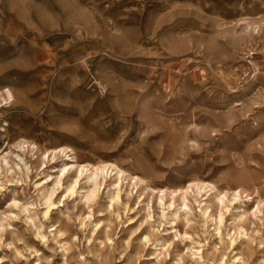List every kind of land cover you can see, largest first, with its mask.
Segmentation results:
<instances>
[{
  "label": "rangeland",
  "instance_id": "rangeland-1",
  "mask_svg": "<svg viewBox=\"0 0 264 264\" xmlns=\"http://www.w3.org/2000/svg\"><path fill=\"white\" fill-rule=\"evenodd\" d=\"M4 87L0 264H264V0H0ZM62 147L143 181L89 202Z\"/></svg>",
  "mask_w": 264,
  "mask_h": 264
},
{
  "label": "bare ground",
  "instance_id": "bare-ground-1",
  "mask_svg": "<svg viewBox=\"0 0 264 264\" xmlns=\"http://www.w3.org/2000/svg\"><path fill=\"white\" fill-rule=\"evenodd\" d=\"M95 80H96L97 84L102 86L100 79L95 78ZM112 80H113V78H112ZM169 91H170V89H169ZM14 99H15V96H14V93L12 92L11 89H9L8 87H4L3 89H1L0 90V109H2L4 106H10L11 103L14 101ZM25 143H26V141L22 142L21 147H25ZM33 147H35V146H33ZM37 147L38 146H36V148ZM70 151H71V153H68ZM60 153L65 155L67 157V159L70 161L64 162L63 166L60 168L59 174L57 176V183H61L64 176L73 172L74 178L72 180V183L67 187L66 190L70 193H74L75 191H78V190H76V188H77V186H79L78 184L80 183V179L84 178L86 180V183H87V188L84 189V191H83L84 197L89 202H91V201L94 202L95 198L99 194V191L102 187H105V188L106 187H109V188L113 187L110 199L113 202H119L122 198L121 192H122V183L124 180H128V181L130 180V183L134 184L135 186H137L141 181H143L138 176L130 175L128 172H126L124 169H122L120 166H118L116 163H113V162H109V161L106 162L105 161V162H101V163L99 162L97 164H92L90 162L84 163V164L79 163L78 156H77L78 153L76 154V152L73 149L66 150L63 147L59 148V149H54L52 151V154L54 156V157L52 156L53 159L56 158ZM45 156L46 155H44L42 157V159L43 158L45 159ZM49 156L50 155H48L46 157L49 158ZM25 166L27 168V171H29L30 168L28 167V165H26V163H25ZM51 176L52 175H48L46 177V182H48L47 179L48 178L50 179ZM112 177H114L115 180L112 181L111 183H109L108 185H106L107 179L112 178ZM215 188H216V186L210 182L208 183L205 181H190L186 186L181 187V188H177V189L171 191L170 192L171 195L177 194L178 197L181 198V200H182V206L176 208L175 213L174 212L173 213L176 215V217H180V210H183L184 211L183 214H185L187 216L186 219L189 220L188 216L192 212V208L189 205V197H188L190 190L192 192H194L196 189V193L199 196L202 195L203 191H205L204 195H206L207 196L206 199H208V197H209L208 192H210L211 190H214ZM160 191L162 192V194H161L159 199H160V202H163L164 197L167 195V192H166V190H160ZM235 191H236L235 196H234L235 198H233L232 201H236L237 199H239L240 194L247 192L245 190V188H243V187L241 188L240 186ZM51 194L52 193H50V191L49 192L45 191L42 193L44 200L46 201V204H48V206H50L52 204ZM246 195L248 196V193ZM226 196H227V193L225 192L223 195H220V194L216 195V198H218V201H220L223 205L224 201H225L224 198ZM198 201H199L198 203H200L201 200L199 199ZM232 201L230 200L229 202H232ZM173 205H174V202H172L170 204V206H173ZM260 207H261V203L258 202L256 205V208H255V211H257V212L260 211ZM200 209L205 216L208 215L209 206H208L207 202H205L204 205H200ZM46 214H47V212H46ZM219 223H220V227L217 229V234L221 235V225L223 223V214L222 213L219 214ZM234 241H235V239H232V242H234ZM236 258H238L239 260H242L241 256H237Z\"/></svg>",
  "mask_w": 264,
  "mask_h": 264
}]
</instances>
